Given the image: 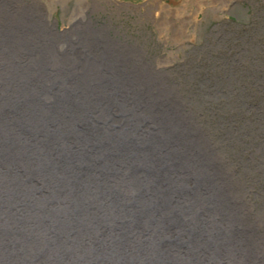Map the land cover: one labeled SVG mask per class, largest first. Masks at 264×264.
I'll return each instance as SVG.
<instances>
[{
	"label": "bare ground",
	"instance_id": "bare-ground-1",
	"mask_svg": "<svg viewBox=\"0 0 264 264\" xmlns=\"http://www.w3.org/2000/svg\"><path fill=\"white\" fill-rule=\"evenodd\" d=\"M84 1L77 5L87 7ZM161 10L166 20L175 17ZM21 13L24 19L14 21L6 12L9 34H0L10 39L2 54L14 61V100L0 101V196L10 190L14 199H0V264H145L143 241L155 242L160 264H230L222 257L237 260L234 250L262 264L263 252L251 256L239 230L208 220L221 208L219 184L206 178L186 185L196 171L188 125L165 113L166 129L156 132L152 111L128 102L134 77L119 70L116 60L93 68L87 58H98L95 47L108 41L106 34H92L93 40H83L56 65L47 56L29 65L32 42L45 31L28 25L29 11ZM25 27L35 30L15 36ZM121 42L105 51L128 55Z\"/></svg>",
	"mask_w": 264,
	"mask_h": 264
},
{
	"label": "rangeland",
	"instance_id": "rangeland-1",
	"mask_svg": "<svg viewBox=\"0 0 264 264\" xmlns=\"http://www.w3.org/2000/svg\"><path fill=\"white\" fill-rule=\"evenodd\" d=\"M25 1L31 7L0 0V34H9L6 12L17 21L24 19L21 10L31 13L28 25L36 23L45 31L32 42L36 49L25 62L33 65L47 56L56 65L83 40H93L92 34H106L108 41L94 46L98 58H87L94 62L93 68L116 60L119 70L134 77L137 85L129 87L128 102H141L152 111L156 132L166 129L161 119L165 113L188 125L196 171L188 175L186 185L198 186L210 178L217 182L216 193L223 189V201L217 200L221 208L211 216L204 212L208 220L231 226L234 233L239 230L242 246L251 256L264 254V0H85L87 7L77 5V0ZM163 7L174 11L175 17L171 14V20H166ZM30 30L35 29L21 28L15 36ZM119 41L132 58L114 49L105 51ZM9 43L0 36V101L4 104L14 100L9 91L14 86V78L9 77L14 61L1 52ZM139 96L144 100L138 101ZM9 192L0 199L14 203ZM204 200L209 207L216 205ZM207 237L203 236V243ZM142 245L148 246L141 255L142 259L149 256L144 263L156 264L160 253L155 242ZM237 251V260L226 262L252 263Z\"/></svg>",
	"mask_w": 264,
	"mask_h": 264
},
{
	"label": "water",
	"instance_id": "water-1",
	"mask_svg": "<svg viewBox=\"0 0 264 264\" xmlns=\"http://www.w3.org/2000/svg\"><path fill=\"white\" fill-rule=\"evenodd\" d=\"M212 200H213V198H212ZM213 201H215V200H213ZM216 201H217V199H216ZM155 215H157V214H155ZM125 222H127L128 223V219H125L124 220ZM165 224V223H164ZM164 224L163 225H160V226H164ZM139 228H144V226L141 224V223H138V225H137ZM148 226L151 228V222L149 221L148 222ZM204 241V240H203ZM206 242H208V237H207V239L205 240ZM206 242H204V243H206ZM209 244H211V241L209 242ZM245 249H241V251H240V253H241V255L242 256H244V254H243V251H244ZM223 262H226L224 259H223ZM156 264H160L158 261H156Z\"/></svg>",
	"mask_w": 264,
	"mask_h": 264
}]
</instances>
